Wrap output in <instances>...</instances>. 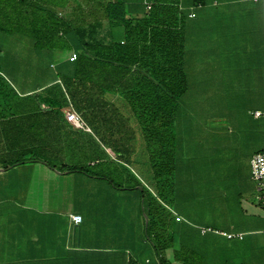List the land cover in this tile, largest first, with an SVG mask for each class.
<instances>
[{"label": "trees", "instance_id": "1", "mask_svg": "<svg viewBox=\"0 0 264 264\" xmlns=\"http://www.w3.org/2000/svg\"><path fill=\"white\" fill-rule=\"evenodd\" d=\"M206 7L203 18L214 27L238 17L247 20L250 42L243 51L250 52L261 83L264 0H190L189 9ZM186 20L179 0H0V31L28 38L34 51L31 69L40 79L28 93L8 98L27 104L29 136L13 141L15 147L6 141L14 153L0 155V164L41 162L62 174L101 179L106 149L118 160L131 159L140 132L153 179L161 187L170 184L176 166V116L188 89ZM73 52L76 58L70 60ZM69 108L91 132L67 121ZM105 178L117 186L115 179ZM161 197L157 192L149 197L148 239L142 238L140 250L131 248L126 264H187L191 249ZM149 242L155 260L148 256L146 262Z\"/></svg>", "mask_w": 264, "mask_h": 264}, {"label": "rangeland", "instance_id": "2", "mask_svg": "<svg viewBox=\"0 0 264 264\" xmlns=\"http://www.w3.org/2000/svg\"><path fill=\"white\" fill-rule=\"evenodd\" d=\"M179 1L184 11L189 10L190 0ZM213 1L206 0L207 4ZM195 10L199 18L186 20L184 65L188 89L180 97L176 116V166L169 178L170 184L161 187V181L157 183L153 179L145 143L138 132L137 154L130 161L124 158L119 167L125 177L128 173L140 176L138 179L147 191L144 196L140 194L138 200L130 190L123 189L108 193V189L100 187L98 182L82 185L78 177L77 188H70L76 191V206L83 211L90 227L130 234L117 241L113 239L115 236H110L107 242L99 239L97 244L139 247L136 235L139 221L142 238L148 239V199L154 192L163 196L167 211L191 226L225 228L238 220L239 214H234V208L238 211L240 199L243 207L247 201L248 206L253 203L256 211L264 214V207L255 199V190L252 193L249 188L253 183L250 159L254 153L264 151V69L260 83L259 69L248 59L250 52L243 51L246 42H250L246 37L249 23L238 17L231 24L214 27L203 18L208 7ZM222 44L224 51H221ZM33 57L34 51L27 37L21 39L17 34L0 31V99L21 95L40 84L38 75L31 69ZM224 59L230 61L224 62ZM255 110L260 112V119L253 118ZM5 180H2L6 183L2 185L4 192L9 183ZM73 182L75 184L74 178ZM15 193L10 191V194ZM260 226L255 225V228ZM149 233L153 234L151 229ZM254 237L257 242L248 250L238 240L226 239L216 233L197 236V243L185 237L191 244L188 246L184 240L191 249V256H186L187 264H241L248 262L253 254L264 257V230L255 233ZM146 253L155 260L150 242ZM100 258L94 257L93 264H103ZM79 264H85L81 258Z\"/></svg>", "mask_w": 264, "mask_h": 264}, {"label": "crops", "instance_id": "3", "mask_svg": "<svg viewBox=\"0 0 264 264\" xmlns=\"http://www.w3.org/2000/svg\"><path fill=\"white\" fill-rule=\"evenodd\" d=\"M56 10L59 9L56 8ZM185 12L188 17L191 12L197 15L195 9L192 8ZM189 20H194V18L189 17ZM29 91L31 89L21 92V95ZM27 109V104L24 105L22 100L0 99V155L14 153V149L7 148L6 141H10L9 145L15 147L16 144L13 141L27 140L29 136ZM260 117L261 115L253 118L260 119ZM106 151L108 157L102 163L103 178L101 179L92 178L82 173L62 174L51 170L41 162L19 163L9 167L0 164V192L4 193V195L0 194V264H79L80 258L85 264H93L94 257H101L100 260L103 264H126L133 244L130 246H104L97 242L99 239L101 242H107L108 239H111L110 236H115L113 239L117 241L119 237H129L130 234L109 232V229L104 227L100 229L90 227L85 214L76 206V191L70 189L77 188V180L80 178L82 185L91 186L98 182L100 187L108 189V193L110 190H116L118 185L123 188H133L130 191L139 200L141 194L139 190L142 187V182L138 179L140 176L128 173V176L125 177V174H122L121 166L119 167L124 159L118 160L109 148ZM136 154L137 151L133 153L132 158ZM132 158L128 160L130 161ZM106 175L115 179L117 186L106 179ZM2 180L9 181L6 185V192L2 190V185L6 184L2 183ZM11 183L14 185L11 186ZM249 188L253 193L254 182ZM10 191L16 193L10 194ZM240 200L238 201V211L234 208V214L237 215V212L239 214L238 220L222 229L210 225L191 226L181 218H176L178 228H182L183 242L185 237H190L196 242L197 236L215 233L202 234L200 232V227H210L217 231L242 234V239H232L238 240L244 249H252L257 242L254 237L255 233L264 230V214L257 212L253 203L248 206L246 201L243 207ZM73 214L82 216L81 223L76 224L72 221L71 215ZM255 218L257 219L255 220ZM140 223L141 221L138 222L139 230L136 235L141 243L143 239ZM255 225L262 226L255 228ZM216 234L222 236L219 233ZM186 244L191 245L187 241ZM137 248L140 250L139 247ZM138 255H141V252ZM143 258L148 259L147 253ZM241 264H264V257L260 258L253 254L248 262Z\"/></svg>", "mask_w": 264, "mask_h": 264}, {"label": "built area", "instance_id": "4", "mask_svg": "<svg viewBox=\"0 0 264 264\" xmlns=\"http://www.w3.org/2000/svg\"><path fill=\"white\" fill-rule=\"evenodd\" d=\"M195 13L191 12L189 14L190 18H195ZM76 58V53H71L69 59L73 60ZM254 116H260L259 111L254 112ZM65 117L67 121L76 129L91 132L90 127L86 124L84 119L81 117L80 114H78L76 111H74L72 108H69L66 113ZM250 173L251 178L254 182V188H255V199L257 201V204L261 207H264V151L256 152L252 155L250 159ZM71 219L74 223L79 224L82 221V216L80 214H73L71 215ZM200 232L202 234H206L209 232H215L219 233L222 236L232 239V238H238L242 239V234H236V233H230L227 231H217L210 227H200ZM149 260L147 259L146 262Z\"/></svg>", "mask_w": 264, "mask_h": 264}]
</instances>
